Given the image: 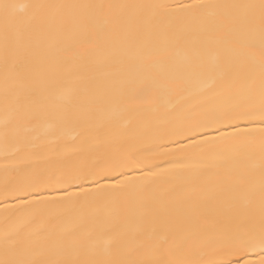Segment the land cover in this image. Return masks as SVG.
I'll return each mask as SVG.
<instances>
[{"label": "snow or ice", "instance_id": "6c2138e0", "mask_svg": "<svg viewBox=\"0 0 264 264\" xmlns=\"http://www.w3.org/2000/svg\"><path fill=\"white\" fill-rule=\"evenodd\" d=\"M0 21L4 104L14 117L4 121L5 137L11 124V134L18 137L17 150L29 155L55 150L50 129L39 123L47 116L56 118L55 139L62 140L64 114L69 111L84 120L115 124L120 116L139 114L140 106L150 103L152 115L158 117L162 97L192 89L187 108L180 104L163 114L167 126L159 129L153 147L116 150L61 165L35 173L27 183L6 181L4 196L19 202L16 219L10 222L5 216L0 264H37L31 257L44 249L66 256L61 264H144L129 256L145 250L170 257L153 264H238L230 257L264 253V126L258 130L257 158V129L241 130L238 123L264 125V0L179 5L0 0ZM180 51L187 58L183 64L174 59ZM160 61L167 63V71L157 78L152 68ZM58 85H67L62 96L55 95ZM32 87L44 93L38 106L27 95ZM222 125L234 131L225 133ZM209 130L220 134L211 136ZM157 157H171L170 167L158 165L159 172L148 169L139 177L125 171H144ZM237 158L240 168L219 177L228 182L227 201L173 198L177 191L195 193L205 172L217 168L218 161ZM257 168L261 175L258 231L254 226L221 229L212 248L219 259L177 258L178 233L167 232V220L158 211L185 223L197 216L251 221L257 203L251 176ZM113 173L126 179L101 183ZM157 181L169 183L168 189ZM72 187L79 190L71 191ZM42 189L63 195L46 199ZM129 214L139 225L132 234L134 248L128 247ZM65 220H73L75 227L57 230ZM256 264H264V257Z\"/></svg>", "mask_w": 264, "mask_h": 264}, {"label": "bare ground", "instance_id": "6f19581e", "mask_svg": "<svg viewBox=\"0 0 264 264\" xmlns=\"http://www.w3.org/2000/svg\"><path fill=\"white\" fill-rule=\"evenodd\" d=\"M7 2L16 4H32V3H47V4H201V3H259V0H7ZM0 28H2V21H0ZM174 59L177 63L183 64L186 62V56L183 51L175 54ZM207 61H213V54L207 57ZM167 71V63L160 61L152 68L154 76L159 78L161 74ZM67 85H58L55 90L56 96L63 95V89ZM192 89H179L173 91L161 98L159 102V116L154 117L151 113L153 107L150 103H145L140 106L138 113L130 112L118 118L115 124L103 122L99 120H84L77 113L69 111L64 114L65 128L64 139L56 140L55 137L59 135L57 129V120L53 116H47L39 121L41 127L50 129L49 140L52 141L51 147L54 151H46L40 155H29L24 149L17 150V138L11 134V124L9 125V134L5 137L4 121L14 119L10 111L5 110L4 104V68H3V52L2 41H0V240H2L5 228V216L9 221H14L18 215L15 205L18 200L11 196H4L5 182L12 183H27L33 175L37 172H44L54 170L61 165H72L82 163L86 159L101 156L114 152L116 150H126L127 152H135L145 147L155 146L156 136L159 129L167 126L163 114L171 111L180 104H186V98L189 97ZM44 93L38 87H32L27 93L30 99L36 102L38 106L41 103V97ZM259 99L257 94V100ZM230 103V102H228ZM189 105L186 104V108ZM32 123H36L33 121ZM241 130L257 129L254 135L257 137V143L254 146L255 156L259 155V128L262 125L259 121H239ZM225 133L234 131L231 126H221ZM120 133H124L121 135ZM211 136H217L220 133L215 130H209ZM23 135V132L20 133ZM186 143V141H185ZM69 145V147H63ZM176 147V145H171ZM84 149V150H77ZM171 157H157L145 165L144 171L137 168L134 170L126 169L130 177H139L145 174L148 169L153 172H159L161 167H170L167 160ZM240 168L239 159L221 160L218 161V167L210 169L205 172L197 185L195 193L187 191H177L172 194L176 200L183 199H202L204 197H211L212 202L227 201L230 193L227 191V183L221 182L219 177H223L229 170H237ZM116 178L121 180L126 179L119 173H113L112 176L101 181L102 184H114ZM252 186L256 191V207L254 211V219L249 221L244 218L228 219L223 216H197L192 222H182L174 217L168 216L165 211L159 210L158 214L167 220V232H177V240L175 247L178 249L176 257L180 259L192 261H208L212 259H219L218 256L212 252L213 240L223 228H231L233 230L242 229L245 227H255L258 231L260 223L259 215V191L261 175L257 168L251 176ZM159 187L168 189L169 183L157 181ZM91 187V185H89ZM76 187H72L71 191H78ZM44 198L53 199L63 195L62 191L52 189L41 190ZM35 199V196L29 197ZM5 208L8 209L5 212ZM40 220H37V224ZM51 226V222H48ZM137 219L129 214L128 233H129V248H134L135 243L132 241V234L138 228ZM75 227L73 220H65L57 226V230L62 228ZM89 227H92L89 225ZM163 234V233H162ZM43 235V233H42ZM184 237L181 239L180 237ZM264 253L259 250L247 252L241 255H233L230 259L238 264H245V261L250 264H256ZM0 258H3L2 245H0ZM37 264H61L67 259L66 256L58 254L47 249L36 252L31 257ZM130 259L136 261H143L144 264H153L154 261H167L170 257L167 254H161L151 250H145L140 253L133 252Z\"/></svg>", "mask_w": 264, "mask_h": 264}]
</instances>
